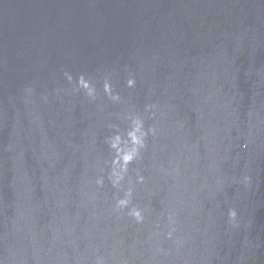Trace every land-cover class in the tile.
Here are the masks:
<instances>
[{
  "label": "water",
  "instance_id": "95a60500",
  "mask_svg": "<svg viewBox=\"0 0 264 264\" xmlns=\"http://www.w3.org/2000/svg\"><path fill=\"white\" fill-rule=\"evenodd\" d=\"M0 264H264V0H0Z\"/></svg>",
  "mask_w": 264,
  "mask_h": 264
}]
</instances>
